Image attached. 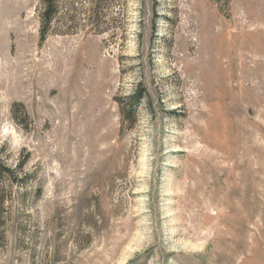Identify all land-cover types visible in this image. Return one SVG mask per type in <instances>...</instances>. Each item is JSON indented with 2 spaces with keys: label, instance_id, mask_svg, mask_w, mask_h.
<instances>
[{
  "label": "rangeland",
  "instance_id": "rangeland-1",
  "mask_svg": "<svg viewBox=\"0 0 264 264\" xmlns=\"http://www.w3.org/2000/svg\"><path fill=\"white\" fill-rule=\"evenodd\" d=\"M59 1L0 0V264H264V59L213 48L264 0Z\"/></svg>",
  "mask_w": 264,
  "mask_h": 264
},
{
  "label": "bare ground",
  "instance_id": "bare-ground-1",
  "mask_svg": "<svg viewBox=\"0 0 264 264\" xmlns=\"http://www.w3.org/2000/svg\"><path fill=\"white\" fill-rule=\"evenodd\" d=\"M254 24V29L246 34L248 42L246 44H238L237 40L240 37L237 31H231L227 29L223 24H220L221 30L218 31L219 39L222 41L219 45H215L213 48L219 47L221 51L232 50V57L226 62L227 71H238L235 74L236 86L248 89V93L255 89L257 85V74L255 66L259 61L264 59V48H258L255 44H259L264 47V20L257 19ZM254 42V44H252ZM233 47V48H232ZM263 57V59H261ZM202 60L199 59L192 63V66H200ZM216 68H220V58L214 59ZM242 74V75H241ZM230 78V77H229ZM226 78L222 81L226 83ZM240 80V82H239Z\"/></svg>",
  "mask_w": 264,
  "mask_h": 264
},
{
  "label": "trees",
  "instance_id": "trees-1",
  "mask_svg": "<svg viewBox=\"0 0 264 264\" xmlns=\"http://www.w3.org/2000/svg\"><path fill=\"white\" fill-rule=\"evenodd\" d=\"M40 27H39V42L45 40L50 31V22L52 17L58 12L59 0H40ZM141 95L140 91L137 92L134 98H138ZM133 108L129 107L127 112L132 113ZM24 166V161L18 163L15 167L8 165L4 159L0 156V215L4 209L5 199V185L10 183L23 184L26 180V175H22L20 172ZM3 234V231H0Z\"/></svg>",
  "mask_w": 264,
  "mask_h": 264
}]
</instances>
